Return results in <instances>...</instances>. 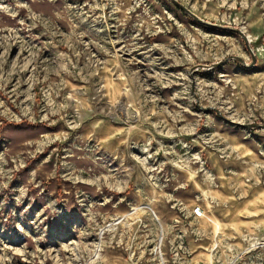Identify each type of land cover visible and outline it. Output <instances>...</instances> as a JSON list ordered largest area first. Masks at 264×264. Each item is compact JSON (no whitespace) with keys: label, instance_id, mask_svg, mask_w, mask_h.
<instances>
[{"label":"rangeland","instance_id":"1","mask_svg":"<svg viewBox=\"0 0 264 264\" xmlns=\"http://www.w3.org/2000/svg\"><path fill=\"white\" fill-rule=\"evenodd\" d=\"M179 1L0 0V264H264V0Z\"/></svg>","mask_w":264,"mask_h":264},{"label":"crops","instance_id":"2","mask_svg":"<svg viewBox=\"0 0 264 264\" xmlns=\"http://www.w3.org/2000/svg\"><path fill=\"white\" fill-rule=\"evenodd\" d=\"M254 161L256 162L259 161L258 152H257V155L254 156ZM242 174L243 175L248 174L253 179V181H251L250 179L249 182H246V181L244 182V185L242 188L243 190L242 196L244 198V201L246 203L247 201H250V203H253L254 205L258 203L261 204L260 201L263 200L261 196L264 194L263 192L264 187H262L260 183V177H261L260 169L256 167H254L253 169L251 168L250 170L245 168Z\"/></svg>","mask_w":264,"mask_h":264},{"label":"water","instance_id":"3","mask_svg":"<svg viewBox=\"0 0 264 264\" xmlns=\"http://www.w3.org/2000/svg\"><path fill=\"white\" fill-rule=\"evenodd\" d=\"M172 1L175 2L182 9H184L187 13H189L190 15H192L196 19V21H198L200 23H203V24H206V25H209V26H214V27L222 28V29H230V28L232 29V28H234V27L225 26V25H221V24H217V23H214V22L205 20L204 18L200 17L195 12H193L190 8H188L187 6H185L184 4H182L179 0H172ZM235 29H237L243 36H245V38H247V35H245V33L243 32L242 29H240V28H235ZM200 106L205 111H209V110H212V109L215 108L213 106H207V107L206 106H202V105H200ZM216 110L217 111H220L217 108H216ZM227 120L234 122L233 119L227 118ZM236 123H238L240 125H243V126H247L249 128H264V123L263 122H248V123H245V122H239V121H237Z\"/></svg>","mask_w":264,"mask_h":264},{"label":"built area","instance_id":"4","mask_svg":"<svg viewBox=\"0 0 264 264\" xmlns=\"http://www.w3.org/2000/svg\"><path fill=\"white\" fill-rule=\"evenodd\" d=\"M194 212L200 214V213H201L200 207H196V208L194 209Z\"/></svg>","mask_w":264,"mask_h":264},{"label":"trees","instance_id":"5","mask_svg":"<svg viewBox=\"0 0 264 264\" xmlns=\"http://www.w3.org/2000/svg\"><path fill=\"white\" fill-rule=\"evenodd\" d=\"M199 23V22H198ZM201 24V23H200ZM201 25H203V26H207V25H205V24H201ZM209 27V26H208Z\"/></svg>","mask_w":264,"mask_h":264}]
</instances>
